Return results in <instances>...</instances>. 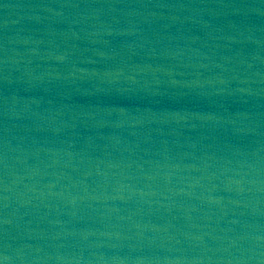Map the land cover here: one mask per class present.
<instances>
[{
	"label": "water",
	"instance_id": "obj_1",
	"mask_svg": "<svg viewBox=\"0 0 264 264\" xmlns=\"http://www.w3.org/2000/svg\"><path fill=\"white\" fill-rule=\"evenodd\" d=\"M3 264H264V0H0Z\"/></svg>",
	"mask_w": 264,
	"mask_h": 264
},
{
	"label": "snow or ice",
	"instance_id": "obj_2",
	"mask_svg": "<svg viewBox=\"0 0 264 264\" xmlns=\"http://www.w3.org/2000/svg\"><path fill=\"white\" fill-rule=\"evenodd\" d=\"M0 264H3V260H0Z\"/></svg>",
	"mask_w": 264,
	"mask_h": 264
}]
</instances>
